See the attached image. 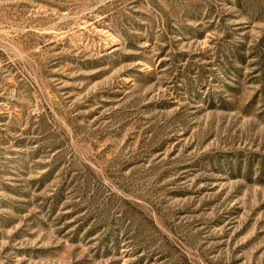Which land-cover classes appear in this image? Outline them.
Listing matches in <instances>:
<instances>
[{
    "label": "rangeland",
    "instance_id": "1",
    "mask_svg": "<svg viewBox=\"0 0 264 264\" xmlns=\"http://www.w3.org/2000/svg\"><path fill=\"white\" fill-rule=\"evenodd\" d=\"M0 264H264V0H0Z\"/></svg>",
    "mask_w": 264,
    "mask_h": 264
}]
</instances>
